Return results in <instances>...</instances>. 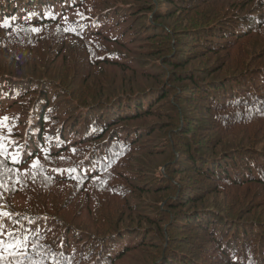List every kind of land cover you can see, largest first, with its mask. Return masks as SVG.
Masks as SVG:
<instances>
[{"label": "trees", "instance_id": "trees-1", "mask_svg": "<svg viewBox=\"0 0 264 264\" xmlns=\"http://www.w3.org/2000/svg\"><path fill=\"white\" fill-rule=\"evenodd\" d=\"M0 264H264V0H0Z\"/></svg>", "mask_w": 264, "mask_h": 264}, {"label": "rangeland", "instance_id": "rangeland-1", "mask_svg": "<svg viewBox=\"0 0 264 264\" xmlns=\"http://www.w3.org/2000/svg\"><path fill=\"white\" fill-rule=\"evenodd\" d=\"M190 67H191V65H188V66L186 67V69H188V68H190ZM216 198L218 199L216 202L220 204V202H221L222 200H219L218 197H216Z\"/></svg>", "mask_w": 264, "mask_h": 264}, {"label": "snow or ice", "instance_id": "snow-or-ice-1", "mask_svg": "<svg viewBox=\"0 0 264 264\" xmlns=\"http://www.w3.org/2000/svg\"><path fill=\"white\" fill-rule=\"evenodd\" d=\"M33 31L35 32V31H37L36 29H33ZM34 167H35V165H33Z\"/></svg>", "mask_w": 264, "mask_h": 264}]
</instances>
